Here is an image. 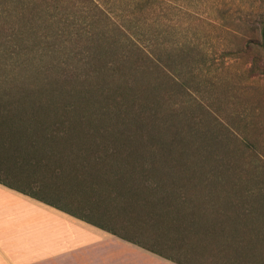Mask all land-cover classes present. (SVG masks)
<instances>
[{"label": "rangeland", "instance_id": "374dc122", "mask_svg": "<svg viewBox=\"0 0 264 264\" xmlns=\"http://www.w3.org/2000/svg\"><path fill=\"white\" fill-rule=\"evenodd\" d=\"M22 1L26 24L17 18L0 24L1 71L14 66L26 83L51 84L60 103L87 113L88 134L81 136L76 126L72 136L61 137L58 122H30L16 113L17 107H8L0 134L19 141L0 146V165L16 173L0 175V180L16 181L27 190L41 184L47 193H35L50 197L73 192L70 177H80L70 169L98 171L105 182L113 170L117 175L110 182L125 184V193L137 189V201L144 200L151 217L164 205L167 214L179 217L194 209L202 215V226L230 229L238 240L264 242V75L250 76L247 60L224 53L234 47L235 35L260 27L264 0ZM64 12L72 23L61 24ZM91 14L103 20L96 27L130 29V40L140 46L188 49L192 71L88 78L87 42L74 30L90 27ZM43 15L56 24L43 25ZM129 20L137 24L128 26ZM146 28L149 34L137 35ZM56 29L58 34L70 30L71 41L66 35L54 38ZM57 63L68 64L69 76L51 68ZM106 83L110 90L101 92L98 87ZM97 126L115 132H92ZM127 140L137 150L112 149ZM28 141L34 142L31 147ZM33 151L60 153V166L69 175H52L34 166L32 158L23 159V152ZM172 218L173 230L184 234L187 223Z\"/></svg>", "mask_w": 264, "mask_h": 264}, {"label": "crops", "instance_id": "0c3cea01", "mask_svg": "<svg viewBox=\"0 0 264 264\" xmlns=\"http://www.w3.org/2000/svg\"><path fill=\"white\" fill-rule=\"evenodd\" d=\"M8 169L0 165V175H15ZM50 170L62 174L59 168ZM97 172L85 169L83 179L70 177L73 192L50 197L35 193H47L41 184L27 190L0 180V264H264V242L204 227L194 209L179 217L161 208L157 219L151 217L144 201L124 194L123 186L88 178L98 177ZM172 216L182 218L188 231H174Z\"/></svg>", "mask_w": 264, "mask_h": 264}, {"label": "trees", "instance_id": "16d2710c", "mask_svg": "<svg viewBox=\"0 0 264 264\" xmlns=\"http://www.w3.org/2000/svg\"><path fill=\"white\" fill-rule=\"evenodd\" d=\"M0 0V24L9 20L17 18L18 21L26 24V16L23 15L24 1L16 0ZM44 2H47L45 0ZM90 27H76L75 35L80 37L84 43L87 42L88 47V78L91 76L105 77L115 79L118 77H135L136 75H151L159 73L162 75L175 72L178 74L186 73L190 70L187 65L189 64V58L192 56L191 51L186 48L178 47V50L165 47L154 48L151 46H140L131 39L130 29L125 28H110V27H96L99 22L103 20L97 19V15L88 16ZM69 14L64 12L63 19H61L62 25H67L73 21H69ZM43 25L54 26L56 21H52L47 16L40 20ZM132 26L137 24L131 20L128 21ZM59 24V22H57ZM141 25L150 28V23H141ZM53 29L54 27H48ZM53 37L58 38L66 35L68 41L73 36L72 32H63L58 34L57 29L53 31ZM149 29H140L137 35L149 34ZM135 35V36H137ZM47 36V35H46ZM235 45L231 48L224 50L225 55L232 56L236 59L247 60L246 72L250 76L264 75V20L260 21V27L257 30L251 29L244 35H235ZM163 63L160 66L157 64ZM187 63V64H186ZM27 67V65H23ZM10 72L5 69L1 71L0 67V120L6 118V110L8 107H17L16 113L20 116L23 114V118H27L30 122H40L42 120H52L59 123L55 125L56 133L61 137L72 136L73 127L80 128L81 136L88 134V121L87 113L78 110L76 106L71 104L60 103L58 97L53 92L54 89L49 83L41 84L39 86L26 83V77L22 74L15 72V67H12ZM51 68L61 70L64 78L69 76L67 73L70 70L68 64L57 63ZM23 70V69H21ZM38 72H44V70L38 69ZM25 74V72H24ZM74 76V75H72ZM75 77V76H74ZM56 82V80L54 81ZM109 83L98 87L101 92L109 91ZM131 85L127 82V86ZM36 86V87H35ZM20 108V109H19ZM30 109V110H28ZM103 131L107 134H111L114 131L109 126H97L92 129V132L98 133ZM6 135L0 134V146L7 147L5 142L11 140L10 144L17 145V140L6 139ZM28 140V139H27ZM16 142V143H15ZM29 142V141H28ZM34 142H29L30 147ZM138 145L133 140H127L118 146L115 144L112 149H124L127 151L137 150ZM23 159L32 158L34 166L43 167L46 169H61V173L68 172L66 168H62L60 161L62 156L60 153H43V152H23ZM65 169V170H64ZM76 170V169H70ZM83 171H81L82 173ZM112 175H108L106 180L107 185L114 186L119 185L124 187V194H134L137 196V189L125 193L127 188L125 184H119L116 182H110L109 177L115 176L116 171H109ZM83 179V174H79ZM103 176H106L104 173ZM92 178V176H88ZM93 178H98L93 176ZM83 182V181H82ZM137 188V187H136ZM141 190H139L140 194ZM140 199V195L138 196ZM144 201V200H141ZM163 202V201H162ZM166 203V202H165ZM147 205V204H146ZM163 205V203L161 204ZM167 209L168 207L160 206ZM152 208V213L156 209V205L149 206ZM160 208V209H161ZM180 211V210H178ZM153 215H156L153 213ZM157 216V215H156Z\"/></svg>", "mask_w": 264, "mask_h": 264}]
</instances>
